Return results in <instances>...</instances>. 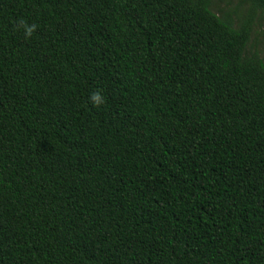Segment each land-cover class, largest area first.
<instances>
[{
	"label": "trees",
	"instance_id": "obj_1",
	"mask_svg": "<svg viewBox=\"0 0 264 264\" xmlns=\"http://www.w3.org/2000/svg\"><path fill=\"white\" fill-rule=\"evenodd\" d=\"M248 1L0 0V264H264Z\"/></svg>",
	"mask_w": 264,
	"mask_h": 264
},
{
	"label": "rangeland",
	"instance_id": "obj_2",
	"mask_svg": "<svg viewBox=\"0 0 264 264\" xmlns=\"http://www.w3.org/2000/svg\"><path fill=\"white\" fill-rule=\"evenodd\" d=\"M211 10L218 16L229 14L233 25H239L243 17L250 11L248 0H211ZM248 52H257L264 60V15L256 12L253 16V26L247 46Z\"/></svg>",
	"mask_w": 264,
	"mask_h": 264
},
{
	"label": "clouds",
	"instance_id": "obj_3",
	"mask_svg": "<svg viewBox=\"0 0 264 264\" xmlns=\"http://www.w3.org/2000/svg\"><path fill=\"white\" fill-rule=\"evenodd\" d=\"M20 27L24 32L25 38H30L33 35V33L36 31L37 26L35 24L28 25L24 21H21ZM89 100L92 103V105L95 107H99L103 105L105 102V98L101 90L93 91L89 96Z\"/></svg>",
	"mask_w": 264,
	"mask_h": 264
}]
</instances>
